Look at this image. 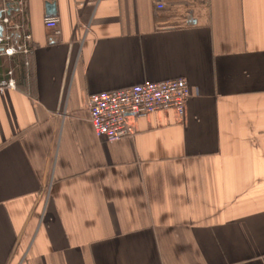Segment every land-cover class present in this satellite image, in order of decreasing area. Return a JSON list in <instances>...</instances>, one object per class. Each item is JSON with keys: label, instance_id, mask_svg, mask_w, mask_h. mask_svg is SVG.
<instances>
[{"label": "crops", "instance_id": "crops-1", "mask_svg": "<svg viewBox=\"0 0 264 264\" xmlns=\"http://www.w3.org/2000/svg\"><path fill=\"white\" fill-rule=\"evenodd\" d=\"M8 7L32 52L0 56V264H264V0ZM175 79L182 115L95 136L90 94Z\"/></svg>", "mask_w": 264, "mask_h": 264}, {"label": "built area", "instance_id": "built-area-1", "mask_svg": "<svg viewBox=\"0 0 264 264\" xmlns=\"http://www.w3.org/2000/svg\"><path fill=\"white\" fill-rule=\"evenodd\" d=\"M54 1V0H48ZM23 3H16L17 11ZM157 9H162L157 4ZM14 9V8H13ZM9 7L0 17V25L9 28V32L0 36V56H28L32 52L31 35L27 32L19 36V43L14 44V35L21 33L23 26L12 23L8 14ZM16 10V9H15ZM59 19L45 17L43 24L46 29L59 35ZM6 89H15V83L9 79L0 81V95ZM191 96V91L183 79H175L160 83L145 82L125 89L90 94L87 97L89 121L95 136L106 142H115L132 135L130 119H137L158 111L174 110L183 114L184 105Z\"/></svg>", "mask_w": 264, "mask_h": 264}, {"label": "water", "instance_id": "water-1", "mask_svg": "<svg viewBox=\"0 0 264 264\" xmlns=\"http://www.w3.org/2000/svg\"><path fill=\"white\" fill-rule=\"evenodd\" d=\"M45 10H46V14L49 16L55 15L56 14V8H55V4L51 3V2H46L45 3ZM2 27L0 26V36L2 35Z\"/></svg>", "mask_w": 264, "mask_h": 264}, {"label": "trees", "instance_id": "trees-1", "mask_svg": "<svg viewBox=\"0 0 264 264\" xmlns=\"http://www.w3.org/2000/svg\"><path fill=\"white\" fill-rule=\"evenodd\" d=\"M14 37H16V38H17V36H14Z\"/></svg>", "mask_w": 264, "mask_h": 264}]
</instances>
